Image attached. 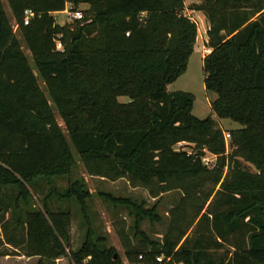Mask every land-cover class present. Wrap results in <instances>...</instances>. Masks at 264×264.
<instances>
[{
  "label": "trees",
  "instance_id": "16d2710c",
  "mask_svg": "<svg viewBox=\"0 0 264 264\" xmlns=\"http://www.w3.org/2000/svg\"><path fill=\"white\" fill-rule=\"evenodd\" d=\"M7 1L38 69L0 0V189L14 191L24 256L46 264L70 251L73 264H125L94 229L72 252L71 210L30 208L31 190L43 184L48 198L75 200L87 212L93 194L84 179L65 193L54 189L57 179L73 176L75 150L91 178L126 180L153 199L181 194L160 243L141 229L144 219L161 221L155 210L103 195L136 216L137 244L120 232L129 264H159L160 257L164 264H264V0H206L191 8L208 23L205 90L217 98L215 119L205 120L193 115L192 94L169 92L198 41L185 0ZM68 4L89 8L81 21L60 25L57 15ZM28 10L36 17L25 26ZM220 120L242 129L227 132ZM181 144L194 152L176 150ZM206 151L217 157L213 169L203 162Z\"/></svg>",
  "mask_w": 264,
  "mask_h": 264
},
{
  "label": "rangeland",
  "instance_id": "374dc122",
  "mask_svg": "<svg viewBox=\"0 0 264 264\" xmlns=\"http://www.w3.org/2000/svg\"><path fill=\"white\" fill-rule=\"evenodd\" d=\"M7 13L11 24L14 27L15 32H18L17 24L12 16L9 4L7 0H1ZM206 0H185V15L191 18L198 25V41L195 47V52L190 59L188 71L177 82L169 87V92H187L195 97V104L193 109V115L200 119L205 120L209 117L215 116L212 114L211 103L217 98L214 94H209L205 90V74L203 70V60L210 54L209 48L206 46L208 41L207 31L208 23L206 16L197 11H192L194 6H201ZM88 6L82 5L81 10H88ZM59 17L58 23L60 25L69 24L67 16L65 14L57 15ZM22 43L24 53L29 59L31 68L38 74L35 61L27 49L21 36L17 33ZM39 83L42 89L46 92L45 87L41 79ZM47 94V92H46ZM121 103H129V98H120ZM58 123L65 131V126L60 118L59 114L54 108ZM221 126L225 131L239 130L242 127L229 120H220ZM66 133V131H65ZM67 134V133H66ZM184 147L183 150L189 153H193V148H189L181 144L176 148ZM74 150V148L72 149ZM232 152V149L229 153ZM77 161V167L74 170L71 178L57 179L54 183V189L58 193H65L73 182L76 180H85L87 188L93 194L92 198L88 201L87 212L81 211L80 206L75 200L72 201H60L56 195L49 196V189L45 185L38 186L37 189H32L31 192L34 196L30 202V208L33 210L44 211L45 205L48 204L50 209L54 212L71 210L73 213L72 225H71V237H72V252L78 250L85 241L88 229H94L98 237H103L107 240L105 247L114 248L117 255L125 264H129L126 258V251L124 249V243L120 237V232L125 229L130 234L134 244H137L135 239L134 226L136 222V216L132 213V210L126 206L115 204L109 198L103 195H111L115 199H131L138 205H142L147 211H156L160 217V222H152L150 219H144L141 223V229L154 241L161 242L164 234L166 233L169 224V213L173 209L180 197L179 192H174L162 196L159 199H153L149 193L142 188H132L126 180H120L117 182L102 181L99 178H91L87 175L81 160L75 153ZM204 159L209 160L210 163H215L214 156L205 152ZM243 167L252 173H256V170L251 165L242 162ZM13 189H0V200L3 203L2 208L6 210L4 214L3 223H0V264H38L39 258L29 259L24 256L26 250L25 247L20 244L25 239V230L19 231L16 227L17 217L12 209V196ZM23 207V206H22ZM25 217V208L20 218ZM9 239L16 240L17 245L10 244ZM222 254V252H221ZM223 255V254H222ZM46 264H73L71 253L69 251L68 257L59 259L55 262H46ZM170 264V263H169Z\"/></svg>",
  "mask_w": 264,
  "mask_h": 264
},
{
  "label": "built area",
  "instance_id": "2783aa9c",
  "mask_svg": "<svg viewBox=\"0 0 264 264\" xmlns=\"http://www.w3.org/2000/svg\"><path fill=\"white\" fill-rule=\"evenodd\" d=\"M62 14H65L67 16V19H68L69 23H73L75 21H81L83 19L84 10H81L80 8H74L72 5L68 4L67 7H66L65 12H63ZM35 17H36V14L33 11H30V10L26 11L25 12V18H24V25L28 26ZM60 39L61 38H58L57 41H56V49L58 51H63L64 47H63V44H62ZM225 140H226V143H227V145L229 147L230 142H231V136L229 134H226L225 135ZM214 158L216 159L215 163H210L209 160L204 159V158H203V162H204V164L206 166H208L209 168L213 169V168H215L216 163H217V157L214 156ZM68 254H69V251H68ZM139 260L142 261L143 257H140ZM156 261L159 264H164L165 259L163 257H160V258H157Z\"/></svg>",
  "mask_w": 264,
  "mask_h": 264
},
{
  "label": "water",
  "instance_id": "95a60500",
  "mask_svg": "<svg viewBox=\"0 0 264 264\" xmlns=\"http://www.w3.org/2000/svg\"><path fill=\"white\" fill-rule=\"evenodd\" d=\"M57 21H59V17H57ZM115 259H117V256H115Z\"/></svg>",
  "mask_w": 264,
  "mask_h": 264
},
{
  "label": "crops",
  "instance_id": "0c3cea01",
  "mask_svg": "<svg viewBox=\"0 0 264 264\" xmlns=\"http://www.w3.org/2000/svg\"><path fill=\"white\" fill-rule=\"evenodd\" d=\"M100 180H102V181H106V180H104V179H100ZM30 259V258H29ZM31 259H33V258H31Z\"/></svg>",
  "mask_w": 264,
  "mask_h": 264
}]
</instances>
